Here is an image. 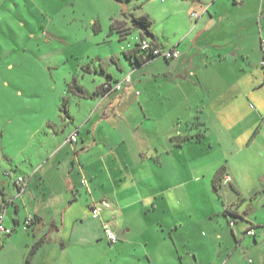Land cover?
Wrapping results in <instances>:
<instances>
[{
    "label": "crops",
    "instance_id": "obj_1",
    "mask_svg": "<svg viewBox=\"0 0 264 264\" xmlns=\"http://www.w3.org/2000/svg\"><path fill=\"white\" fill-rule=\"evenodd\" d=\"M160 9L158 20L141 15L152 21L153 36L140 29L132 48L154 39L180 58L133 53L124 55V64L110 56H118L117 71L106 69L95 96L76 103L80 111L73 112L69 97L67 119L45 121L34 131L53 140L65 128V140L44 155L51 160L47 174L32 162L30 174H21L27 180L22 196L16 180V197L0 190L3 224L14 207L15 226L33 231L20 253L27 264H77L105 245L119 257L130 252L119 264H240L252 253L264 260L256 251L264 243V104L258 93L264 0H167ZM193 10L201 12L198 20ZM128 75L132 83L121 92L100 90ZM254 99L259 106L250 104ZM75 132L79 141L72 144ZM102 199L112 208L95 220L90 204ZM226 212L237 215L234 226ZM106 222L118 243L105 239ZM250 228L255 236L246 234Z\"/></svg>",
    "mask_w": 264,
    "mask_h": 264
},
{
    "label": "rangeland",
    "instance_id": "obj_2",
    "mask_svg": "<svg viewBox=\"0 0 264 264\" xmlns=\"http://www.w3.org/2000/svg\"><path fill=\"white\" fill-rule=\"evenodd\" d=\"M165 1L0 0V190L16 197L14 181L21 174H30L32 162H37L39 174H47L51 160H45L44 155L65 140V128L53 140H46L44 133L36 136L34 131L45 121L67 119L69 109L64 103L65 99L69 102V97L73 112L80 111L76 103L89 102L95 96L106 69L117 71L116 58L119 56L126 64L124 55H133L134 39L140 33L133 17L149 14L158 20ZM112 55H118L112 60L114 64L109 59ZM74 79L89 98L69 91ZM258 93L264 104V84ZM250 104L259 106L255 99ZM5 170L11 177L3 175ZM38 180L37 177L32 183L36 191ZM228 189L236 196L230 186ZM15 211L12 207L4 222L12 234L0 239V264H27L20 253L34 235L30 228L26 232L23 226H15ZM1 246L6 247L2 250ZM106 247L88 251L87 261L82 259L77 264H119V260L130 256V252L121 257L109 254ZM258 250L264 252V243ZM245 256L240 264L260 262L257 254ZM260 263L264 264V260Z\"/></svg>",
    "mask_w": 264,
    "mask_h": 264
},
{
    "label": "built area",
    "instance_id": "obj_3",
    "mask_svg": "<svg viewBox=\"0 0 264 264\" xmlns=\"http://www.w3.org/2000/svg\"><path fill=\"white\" fill-rule=\"evenodd\" d=\"M200 16H201L200 11L193 10L191 12V18L194 20H198L200 18ZM138 45H139L141 52L145 53L148 57H150V59L162 58V59H166V60L170 61V60H175V59L180 58V52L177 49H169V48L160 46L157 43H153L151 40H148V39H142L138 43ZM261 67H262V74H263L262 82L264 84V59L261 63ZM131 83H132V79H131L130 75L125 77L122 82L106 81L103 84L102 93L104 95H110L112 93L121 92L124 88V84H131ZM69 141L72 144L77 143L79 141V133L75 132L70 137ZM225 180H226V182H229L231 179H230V177H227ZM16 183H17V188H18V195L22 196L26 190L27 180L25 177L20 176L17 178ZM82 185L87 187L88 181L86 179H83ZM111 208H112V204L107 199H102L99 201H93L90 204L91 216L93 219L99 220V219H101L103 213L106 210H109ZM3 218H4V216H0V235H3V236L11 235L12 229L4 226ZM32 221H33L32 218H29L27 220L26 228H28L31 225ZM231 225L232 226L235 225L234 220H232ZM246 234L250 235V236H255V230L252 228L247 229ZM103 235H104L105 239L111 244H116L119 241L118 235L116 234L113 227L108 222L103 224Z\"/></svg>",
    "mask_w": 264,
    "mask_h": 264
},
{
    "label": "trees",
    "instance_id": "obj_4",
    "mask_svg": "<svg viewBox=\"0 0 264 264\" xmlns=\"http://www.w3.org/2000/svg\"><path fill=\"white\" fill-rule=\"evenodd\" d=\"M133 24L136 26V27H139V29H142L146 35L148 36H153L152 35V21L146 17V16H139V17H133ZM153 43H157L154 39L152 40ZM134 54L137 55L138 53H141V54H144L146 56V58L148 60H151L150 57H148L145 53L141 52L140 48H139V45L137 44L135 49L133 50ZM128 58H132L133 55H127ZM135 60L137 62H139V60H137V57L134 56ZM101 68H103L101 66ZM103 70V69H102ZM109 79H111L109 77ZM100 90L102 91L103 90V86L100 87ZM69 91L74 93L75 95H79L80 97H83V98H89V94L86 93V90L85 88L80 85L76 79H74L70 84H69ZM68 105V102H67V99H65V103H64V106L67 107ZM224 174V169H221L215 179H214V188L215 190H218L217 189V182L221 180L222 176ZM225 214L227 215H231L233 217V220H235V218L237 217V215L235 214H230L229 212H226ZM44 243V240H39L38 242H36L33 247L31 248L30 250V253L28 255V263H30V260L31 258L38 252V250L40 249V247L42 246V244Z\"/></svg>",
    "mask_w": 264,
    "mask_h": 264
}]
</instances>
